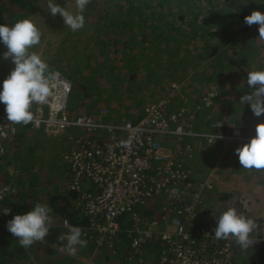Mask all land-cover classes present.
<instances>
[{"label":"trees","instance_id":"obj_1","mask_svg":"<svg viewBox=\"0 0 264 264\" xmlns=\"http://www.w3.org/2000/svg\"><path fill=\"white\" fill-rule=\"evenodd\" d=\"M39 1L0 0V24L11 26L20 19L31 17ZM175 1L177 2V9L173 14H170L171 9L167 6V2L164 3L166 4L164 8L165 24H168L166 22L168 19L171 21L181 20L184 17L182 15L178 16L176 12L180 11L182 14L188 3H191L192 6L196 4L193 0ZM104 2L106 4L96 0H92L89 3L90 16L87 21L89 28L86 34L76 41L79 48L83 44L85 47L84 50L77 52L73 59L74 63L72 62L71 67L69 66L71 68L69 69V80L72 82V86L63 116L66 119L75 118L83 113L93 116L101 110L110 111L111 106L116 104L115 102H120L119 114H112L113 118L111 120L113 121L111 122L124 120L134 122L136 117L131 116V110L135 114L141 115L146 106L158 102L164 95L162 94L164 85L155 78L160 73L165 79L169 78V73H164L165 69L169 68V66L164 65V51L168 53L169 58H173L178 53V42L180 41L173 36V33L168 31V29H172L170 22L167 27L162 28L161 25L154 24L147 17H144L143 12L139 13L134 5L128 3L126 7L122 8L121 4L118 3L120 0H104ZM204 2L207 6L213 4L210 0ZM215 3L224 6L232 14L229 19L238 25L240 23L245 24L244 17L250 15L253 10L264 13V0H257V3L253 2V0H215ZM242 5L245 8H241ZM224 13L223 10H220L217 16ZM196 18L197 15L194 14L193 19L195 20ZM237 21L239 22L237 23ZM208 26L209 24L206 27ZM229 27L231 29L227 27L223 31L213 32L207 30L205 32H194V36L202 37L201 45H199L206 58L215 56L219 50H224L225 47H227L226 52L230 50L232 40L234 42L236 40L235 43H237V56L234 59L222 58V60H219L221 63L212 67L214 69H212L210 74H200V71L190 73L192 80H199L198 85L206 86L211 85L214 80H224L222 68H226L225 70L228 68H232V70L243 69L245 76H247V71L264 68V39L260 37V41L256 40V44L260 45L259 47L256 48V44L252 43L253 45L250 44L247 49L242 41L246 39L245 37L252 36L251 33L255 30V27L253 25L239 26L238 31H234L231 26ZM237 34L241 35L242 38L239 36V38H236ZM68 36H73L74 38L71 33ZM191 38L188 36V41ZM205 38L209 39L212 46L209 45V42H206ZM254 38H252L253 41H255ZM67 41L64 42L65 47H69ZM172 41H175L176 45H172ZM173 46L177 47V50H171L170 47ZM4 51H6V48L0 43V61L3 58ZM61 51L65 54L63 46ZM168 64L171 65V63ZM64 71L66 70L63 69ZM149 74L152 77H148L147 75ZM229 75L232 76V74ZM190 78L188 79L189 82H191ZM138 79L142 81L141 85L138 84ZM149 85H152L153 88ZM217 85H219L217 87L220 91H218V97L214 105L210 108L202 107L196 115L197 121L200 113L207 114L208 120L201 121L200 119V126L196 128L197 125H195V129L215 135L219 133L226 135L230 134L233 129V123L228 116V111L231 108L238 109L241 105L239 102L240 96H236V100L229 103L226 101L229 97V89L224 92L223 89L221 90L222 85L219 83ZM157 87L159 88L157 89ZM154 90H158V94L154 95L152 99ZM181 90L187 94L190 93V89L181 88ZM248 91L251 90L246 92ZM184 95L189 100H192L189 94L188 96ZM146 99H151V101H146ZM181 105L183 106L175 98L170 105V110H178ZM34 106L35 104H33L31 111ZM243 106H246L243 108L246 113L251 112L248 104ZM4 108L5 105L0 103L1 114H6ZM247 119L252 123L254 121L253 116L248 115ZM248 121L244 120L243 123ZM218 124H221V126L219 128L215 127ZM255 125L256 123H254L252 134L246 131L247 128H243L241 136L244 138L248 137V139L253 136L255 134ZM39 132L42 133V129H31L29 124H19L17 135L8 144V155L0 161V184L12 183L14 186V192L5 197L0 203V264H49L45 260L47 254L37 251V249L45 244L63 243L57 238L68 233L63 226L64 220L67 219L71 225L79 226L82 229L88 225V218L81 214L77 193L68 188L71 176L70 167L67 163L61 162L62 153L70 149V142L67 140V136L62 135L64 137L63 141L61 140L62 147L60 148L56 145L57 150L61 149V152L56 154L53 150L54 147L48 143L47 137L49 136L44 135L47 136L44 138ZM80 132L82 131H71L72 134ZM80 134L85 135L89 139L95 137V135L86 134L85 132ZM53 138L56 139L55 136ZM97 139L102 138L98 137ZM179 140L182 143H187L191 139L181 137ZM190 143L194 145L193 140ZM220 146L225 147L226 145L222 143ZM48 165H52V169ZM6 166L12 167L15 171L14 174L10 175L5 172ZM45 188L49 190L46 196L42 195V190ZM37 202L47 204L52 208L50 213L52 228L49 229V234L45 237V241L35 242L31 247L24 248L19 245L18 238L7 230L6 224L14 215L24 214L31 210ZM163 202L165 203V199L157 198L156 202L150 203L153 205L145 213L143 212L144 208L140 211L138 210V212L145 214V216L147 214L152 219L151 212L153 209H160ZM4 208L10 209L7 218L2 212ZM200 223L198 222L195 228H199ZM120 225L121 232L114 240L112 247L108 248L105 245L98 249L94 260L98 264H112L111 258L115 259V264H144V260L147 261L148 259L150 264H157L161 252V242L155 236L145 244L141 249V254L135 257L136 260L133 263L128 261L129 253L132 249L130 241L127 239L126 230L131 227L132 221L122 217ZM82 239L87 240L86 248L92 251L94 249L93 241L83 237ZM256 248V264H264V242L257 244ZM101 254L103 259H99Z\"/></svg>","mask_w":264,"mask_h":264},{"label":"built area","instance_id":"obj_2","mask_svg":"<svg viewBox=\"0 0 264 264\" xmlns=\"http://www.w3.org/2000/svg\"><path fill=\"white\" fill-rule=\"evenodd\" d=\"M52 71L58 74L53 95L47 103L35 104L32 110L35 120L29 125L31 129H42L47 136L66 135L70 142V149L62 153V160L71 170L68 188L77 193L81 214L88 218L82 237L94 244L85 264L93 263L101 247H112L121 232L122 217L132 221L126 230L132 249L128 258L131 263L155 236L161 242L157 264H232L234 239L216 241L213 237L215 216L220 213L207 220L200 213L204 205L203 191L212 190L213 185L195 180L189 164L194 145L179 140L185 137L210 143L209 136L215 134L197 131L196 115L202 107L214 105L217 87H209L201 96L189 100L174 83L171 95L146 106L135 122L102 121L100 117L107 115L106 110H101L99 116L83 113L66 119L63 114L72 82L59 71ZM175 98L183 106L171 111L170 105ZM18 126L0 113V161L7 156L8 144L17 135ZM73 130L95 137L89 139L80 133L72 134ZM221 135L223 139L214 143L243 144L249 140L242 137L237 128ZM172 140L168 147L167 143ZM4 171L10 175L15 172L8 166ZM173 188L179 190L178 196L171 195ZM13 192L12 183L0 184V203ZM157 198L165 199V203L156 217L146 219L138 210L156 202ZM3 214L6 218L9 216V212ZM198 222H201L200 227L195 228ZM260 227L262 237L251 238L255 241L251 246L264 241V215L260 218Z\"/></svg>","mask_w":264,"mask_h":264},{"label":"clouds","instance_id":"obj_3","mask_svg":"<svg viewBox=\"0 0 264 264\" xmlns=\"http://www.w3.org/2000/svg\"><path fill=\"white\" fill-rule=\"evenodd\" d=\"M90 2L91 0H74L75 11H72L73 4L69 0L64 7L57 4L56 0H47V9L51 16L62 17L64 25L76 32L85 25L83 12ZM244 22L248 26L258 25L259 37L264 39V13L253 10L244 17ZM41 36V31L31 17L20 19L11 26L0 24V43L6 48L3 58H10L14 64V68L0 86V103L5 105L7 121L12 124L27 125L34 122L35 115L31 111L33 104L43 105L53 95L58 74L50 70L39 53L30 51L40 44ZM246 84L251 91L241 95L239 102L242 105L248 104L255 117H264V68L247 71ZM220 126L221 124L215 125L217 128ZM220 139H223L220 133L209 136V145ZM235 154L242 168L264 170V120L256 123L255 134L248 142L237 147ZM170 191L172 196L179 195L176 188ZM9 211L10 209H5L3 212L7 214ZM51 212L49 205L37 202L31 210L14 215L7 221V230L18 238L21 247L29 248L35 242L45 241L49 229L52 228ZM215 219L213 237L216 241L231 238L241 249H247L255 242L251 239V234L257 227L255 221L235 207H228L215 216ZM63 224L68 233L57 238L63 242L59 245V250L75 256L78 249L86 247L88 242L82 239L81 227L71 225L67 219Z\"/></svg>","mask_w":264,"mask_h":264},{"label":"rangeland","instance_id":"obj_4","mask_svg":"<svg viewBox=\"0 0 264 264\" xmlns=\"http://www.w3.org/2000/svg\"><path fill=\"white\" fill-rule=\"evenodd\" d=\"M92 1V0H91ZM100 3H105L104 0H96ZM160 3H157L155 5V9H159L161 11L164 12V3L167 2L166 0H158ZM185 1V0H183ZM207 1V0H205ZM257 3V0H253V2ZM67 0H56V3L59 4L61 7H64L66 5ZM70 3L73 4V7L71 8L72 11H75L74 8V0H69ZM119 4H121V7H126L129 4L136 6L137 11L143 12V16L147 17L148 20L154 24H158L161 25L162 28L167 27L169 22L171 23V27L172 29H168V31L170 33H173V36H175L176 38L179 39L180 42H178L179 44V50L178 53L176 55L173 56V58H169V55L166 51H164V65H166L167 67L169 66L168 69H165L164 73L168 72L169 73V78L168 79H163V81L161 82V84L164 85V88H162V94H164L162 96V98L168 97L169 94L171 95V86L172 84H177L179 85L181 88H185L184 86L187 87H191V86H196L194 85L195 83H198V81H194V82H185L184 85H182L181 83L177 82V78L173 77V74L176 73H180L183 75L184 78L188 77L190 75V73H196L198 71H200V74H210L212 69V67H214L215 65H217L219 62V60H222V58H227V59H234L235 56H237L236 54V48H237V43L236 40L235 42L232 40L231 41V45H230V50H228L226 52L227 47L221 50H219L217 52V54L213 57H209L206 58L204 57L205 55L202 53L201 50V38L202 37H198V36H194V32H205V31H223L225 28L228 27V29H231L229 26L232 27V29H234V31H238L239 26L245 27L246 24L240 23V25L236 24L233 20L229 19L230 14L226 8L224 6H222L221 4H218L219 6V11L223 10L225 13L223 15L217 16V18H207L208 19V24L212 26V28L210 29H206V27H204L203 23L198 24L199 23V19L202 18L201 15H206L208 16L209 13H205L204 9H202L201 5L199 8V11L201 10V12H199L198 14L195 13L197 15V18L194 20L193 16L192 19L193 21H191V23L189 25H187V23L185 22V18H182L181 20L176 19L175 21H171L170 19H168V24L164 23V15L160 16L158 15V13L153 9V5L150 6H144L143 7V11L139 10V4H138V0H120V2H118ZM106 4V3H105ZM191 3H188L187 7L185 9L188 8H192L193 6ZM210 7V6H209ZM222 7V9L220 8ZM110 8V7H107ZM196 8V6L194 7ZM90 7L89 4L87 5L85 11L83 12V15L85 17V25L82 29H80L79 31L73 32L72 30H70L69 27H67L66 25H64L63 23V19L62 17H60L59 15H56L55 17L51 16L50 13L48 12L47 9V0H40L38 2V4L36 5L33 15L31 16V19L34 21V23L36 24V26L39 28V30L42 33L41 36V41L39 45L34 46L33 49H31L30 51H36L37 53H39L42 56V59L48 63L50 70H56L59 71L62 75L66 76L69 79V69H71V64L72 62L74 63L73 59L74 56L77 55L78 51H82L84 50L85 45L83 44L82 46L80 45V48L78 47V45L76 44V41L79 40L81 38V36L83 37L84 34H86L87 29L89 28V26H87V21L89 19V11ZM195 10V9H194ZM146 12V13H145ZM198 12V11H197ZM178 13V12H177ZM225 15V16H224ZM210 16V15H209ZM169 17V16H168ZM198 23H197V22ZM204 22V21H203ZM239 21H237L238 23ZM253 26L255 27V30L251 33L252 36L251 37H245L246 39L242 40L245 45V48L247 49L249 47L250 44L254 43L256 44V40L260 41V37H259V31H258V25L253 24ZM241 28V27H240ZM237 29V30H236ZM254 29V28H253ZM73 34V36H68L69 34ZM78 36V38H76ZM188 36L189 38H191L188 41ZM242 38L241 35H236V38ZM255 36V38H254ZM174 38V37H173ZM252 38L255 39V41L252 40ZM69 41H67V40ZM206 42L210 43L209 39L205 38ZM65 41H67V43L69 44V47H65ZM257 41V42H258ZM61 43H63V45H61ZM172 45H176L175 41L171 42ZM76 44V45H75ZM200 44V45H199ZM61 45V46H60ZM71 45V46H70ZM210 46H212V44H209ZM253 45V44H252ZM65 48V54L64 52L61 51V47ZM260 45L256 44V48L259 47ZM72 47H76V49L72 48ZM82 47V48H81ZM171 50H177V47H170ZM224 52V53H222ZM238 53H240L238 51ZM200 55V57H199ZM202 57V58H201ZM173 59V60H172ZM168 61V62H167ZM167 63H171L167 65ZM70 66V67H69ZM14 68V64L12 63L11 59H4L2 58L0 61V86H2V82L4 79H6V77L9 75L10 71ZM63 69L66 70L63 72ZM226 68H222V70L224 72H222V75L224 77V80H219V81H213L211 85H206L203 86L204 88L202 90L200 85L198 86V89L200 91L197 90V93H188L189 96H191V99H195L196 97H198L199 95L203 94L206 90V88H210L212 86L215 87H219V85H217V83H219L220 85H222L221 90L223 89L224 92H226L228 89L229 91V97L226 99L227 102L231 103V101L236 100V96H240L245 94L247 90H251L246 82H245V71L243 69H239L237 68L236 70H232V68H228L227 70H225ZM232 73H231V72ZM230 72V73H229ZM232 74L229 75V74ZM235 74V75H234ZM227 75V76H226ZM193 76V75H192ZM191 79V78H190ZM192 80V79H191ZM199 84V83H198ZM197 84V85H198ZM217 87V90L220 91V89ZM158 89V87H157ZM166 90V91H165ZM182 91V95L183 97L186 98V96L184 94H186L188 96L187 93H185L183 90ZM201 92V93H199ZM158 94V90H154L153 91V97L154 95ZM235 96V97H234ZM161 98V99H162ZM160 99V100H161ZM146 101H151V99H146ZM120 104V102H117ZM179 106V105H178ZM241 104L238 109H233L231 108L228 111V116L230 118V120L233 123V127L232 128H237L240 132H242L243 128H247L246 131H248L249 133H253L254 131V123H258L260 120H264V117H260L257 118L253 115L252 112L250 113H246L243 108H245L246 106H243ZM113 111V108H110V111ZM110 111H107L108 115L110 113ZM201 116V121H206L208 120V115L204 114V113H200L199 114ZM249 116H253L254 117V121L253 123L251 121H248L249 119H247V117ZM236 117V119H235ZM247 119V120H246ZM248 121L246 123H243V121ZM199 122V120H198ZM249 128V129H248ZM44 138H46L47 136H44L45 134L41 132H39ZM82 133V132H80ZM55 138H53V136H49L47 137L48 143L50 146L54 147L53 150L56 154H58L59 152H61L60 150H57L56 145H58L60 148L62 147V141H63V136H55ZM246 138V137H245ZM248 139V137L246 138ZM62 140V141H61ZM174 140H172L170 143H167L168 147H171V144ZM215 144H222V143H215ZM229 144H236L235 142L232 143L230 142ZM195 151H197V147L196 149L194 148V154ZM213 152H206L205 155L207 158L210 159V157L212 156ZM193 157V156H192ZM61 160V158H60ZM62 163H64L63 160H61ZM49 166V165H48ZM52 166V165H51ZM51 166H49L51 168ZM59 168V167H58ZM52 169V168H51ZM255 180V179H254ZM252 179H249L248 182L251 184V191H250V196H257V188L256 185L252 186V184L255 183V181ZM48 188H45L44 190H42V195L46 196L48 192ZM151 204H149L147 207H149ZM147 207L144 208L143 212L145 213V210L147 209ZM217 209H219V211L221 210L219 206H217ZM237 210H239V212L243 213L246 217L252 218L253 220L254 217L249 216L248 215V211L250 212H255V209L250 208L249 204L247 205V207H244V204H242V202H240V206H238V208H236ZM159 209H153L152 211V217H156L157 213H158ZM221 212H218V214ZM146 219H150V216L146 214H143ZM216 215V214H214ZM213 215V216H214ZM264 215V213H263ZM213 218V217H212ZM256 218V217H255ZM253 233H255V231H253ZM252 233V235H253ZM235 240L233 241V249L232 252H234V247H235ZM249 248H253V247H249ZM247 248V249H249ZM246 255H249V252H245V254H243V258L244 259V264H256V262H254V256H248L249 258L246 259ZM234 257V253L233 256ZM144 264H150L149 260L147 259V261L144 260ZM92 264V263H91Z\"/></svg>","mask_w":264,"mask_h":264},{"label":"crops","instance_id":"obj_5","mask_svg":"<svg viewBox=\"0 0 264 264\" xmlns=\"http://www.w3.org/2000/svg\"><path fill=\"white\" fill-rule=\"evenodd\" d=\"M173 60V59H172ZM148 77H152L150 74L147 75ZM176 77L177 82L181 83L182 85L185 84V82H188V79L191 77L190 75L186 78L183 77L182 74L179 72L176 74H173L172 78ZM156 80L160 81V83L163 81L164 76L160 73ZM191 82H194V80H191ZM189 83V82H188ZM138 84H142V81L138 79ZM198 83H195L196 86L187 87L184 86V89H190V93H197L196 88L198 89L197 85ZM152 87V85H149ZM148 86V87H149ZM202 90L204 87L201 86ZM153 88V87H152ZM159 88V87H158ZM143 89V87H142ZM149 89V88H148ZM207 89V88H206ZM205 89V90H206ZM198 89V91H200ZM204 91V90H202ZM122 101V100H121ZM116 104L112 105L111 108L114 110L110 111L109 115L107 113L106 116L100 117L102 121L105 122H111L112 114H119V110L121 105L117 102ZM124 103V102H123ZM118 113V114H117ZM143 115V112L140 114H135L131 110V116L136 117V120ZM95 116H99V113L95 114ZM199 121L201 117L198 115ZM236 119V117H235ZM128 121V120H124ZM134 121V122H135ZM120 122H111V123H121ZM196 128L200 126V122L196 121ZM192 140H190L191 142ZM194 142V148L197 151H195V154H193V157L189 160L190 166L194 170L195 174V180L201 181V182H211L213 185L212 190H204L203 191V207L200 209L201 216L203 219H211L214 214H218V212H222L226 210L228 207H235L238 208L240 206V202L244 204V207H247L249 204L251 210L252 208L255 209V212H249L248 215L254 217V221L256 223V229L254 230L255 233L253 235L251 234V238L253 237H262V229L260 227V218L263 216L264 213V170H246L241 167L238 161V157L235 154V149L242 144H227L225 147L220 146V144H207L205 141H193ZM213 152L212 156L209 158L206 157V152ZM249 179H252L255 181L252 186L256 185L255 188H257V196H250L251 191V184L248 182ZM153 205V204H151ZM151 205L147 207V210L151 208ZM217 206L220 207L217 209ZM239 211V210H238ZM151 212V211H149ZM152 213V212H151ZM150 214V213H149ZM256 217V218H255ZM168 226H165L167 228ZM169 228V227H168ZM260 241L258 244H260ZM234 247V257L232 264H244L243 254L245 252H249V255H246V259L249 258L248 256L253 255L254 256V262H256L257 257V248L256 246H250L253 248L249 249H241L236 242ZM60 244H45L44 246L38 247L37 251L46 253L47 256L45 257V260L49 262V264H85V260L87 257L91 254V250L89 248L83 247L79 248L78 252L75 256L68 255L66 252H61L59 250ZM58 253V254H52V253ZM102 254L99 256V259H103ZM101 257V258H100ZM112 264H115V259H112ZM92 264H98L95 260ZM129 264V263H127Z\"/></svg>","mask_w":264,"mask_h":264},{"label":"flooded vegetation","instance_id":"obj_6","mask_svg":"<svg viewBox=\"0 0 264 264\" xmlns=\"http://www.w3.org/2000/svg\"><path fill=\"white\" fill-rule=\"evenodd\" d=\"M167 1V6L171 9V11H170V14H173L174 13V11L177 9L176 8V4H177V2L175 1V0H166ZM198 1H200V2H198ZM205 0H193V2L194 3H196L194 6H193V8L196 6V8H194V9H196V10H194V9H192V8H188V9H184L183 11H182V14L180 13V11H178V13L176 12V14L179 16V15H182L184 18H185V22L187 23V25H189L190 23H189V21H192V16L195 14V13H199V12H201V10L199 11V8H200V5L202 6L201 8L202 9H204V12L205 13H209V15L208 16H206V15H201L202 16V18H200L199 20V23L198 24H200L201 25V23H203V25H204V27H206L207 26V24H208V19L207 18H210V17H212V18H217V14H218V12H219V6H218V4L217 3H215V0H210L213 4L209 7V6H207L206 5V3L204 2ZM157 3H160L158 0H138V4H139V10L140 11H143V7L144 6H150L151 7V5H153V9L158 13V15H164V12L163 11H161V10H159V9H155V5L157 4ZM151 4V5H150ZM166 6V4H164V7ZM221 9H222V7H220ZM241 8H245V6H243L242 5V7ZM198 11V12H197ZM146 13V12H145ZM235 13V12H234ZM231 14V13H230ZM240 17V16H239ZM204 21V22H203ZM206 28H212V26L211 25H209L208 27H206Z\"/></svg>","mask_w":264,"mask_h":264}]
</instances>
